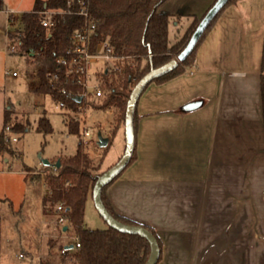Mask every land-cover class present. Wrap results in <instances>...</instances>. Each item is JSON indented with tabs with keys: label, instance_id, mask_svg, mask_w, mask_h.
I'll return each mask as SVG.
<instances>
[{
	"label": "crops",
	"instance_id": "0c3cea01",
	"mask_svg": "<svg viewBox=\"0 0 264 264\" xmlns=\"http://www.w3.org/2000/svg\"><path fill=\"white\" fill-rule=\"evenodd\" d=\"M171 1L158 10L173 16L175 42L198 15L192 0ZM262 44L264 0H237L200 44L193 72L150 83L137 100L135 159L106 194L115 213L155 231L157 264H264Z\"/></svg>",
	"mask_w": 264,
	"mask_h": 264
},
{
	"label": "trees",
	"instance_id": "16d2710c",
	"mask_svg": "<svg viewBox=\"0 0 264 264\" xmlns=\"http://www.w3.org/2000/svg\"><path fill=\"white\" fill-rule=\"evenodd\" d=\"M165 1L84 0L82 6L77 3V0H72L71 5L68 7L67 0H35L32 9L21 14V28L15 31L13 35V39L18 41V50L29 56L39 66L37 71L39 84L34 87V91L48 95L55 105L59 101L64 102L62 108V111H64L62 112L64 125L69 134H75L78 137L75 154L61 161L58 167H55L54 163V171L45 175L44 183L48 194L42 199L43 206L49 207L48 210L52 213L54 205L59 202L64 205L68 228H72L79 247L73 250H64L61 244L59 249L62 257H72L73 264H144L149 257L150 245L139 234L120 232L111 227L105 229L85 227V203L88 197L92 195L93 185L102 172L93 173L95 168H93L87 154L84 152L83 143L80 139L82 132L80 133L79 121L69 118V113L79 111L78 106L83 104L84 99L77 102L76 97L66 98L60 93L62 87L73 93H81L83 88L76 83V80L82 78L83 75L74 71L70 72L66 65L58 64L56 59L62 56L68 61L75 57L69 37L74 31L84 28L85 19L77 12L81 7L86 8L95 26L94 31L88 36L87 53L95 54L100 46L105 43L112 48V54L117 58V63L121 67V72L118 74L109 72L100 74L102 89L105 90L106 94L96 107L97 109L118 108L120 112L119 120L124 124L126 103L131 88L151 68L159 67L175 59L186 46L202 18L192 16L184 34L170 44L168 40L170 15L158 10ZM235 1L229 0L219 10L184 60L179 62L171 71L153 78L150 83H164L184 73L188 67L193 65L200 44L211 30L216 19L227 6ZM1 8L2 0H0ZM45 9L65 13L54 15L53 25L47 28L40 23V12ZM69 11L70 13H68ZM129 58H132V61H129ZM260 93L262 119H264V44H262L261 53ZM136 119L135 106L133 117L134 149L127 166L135 159ZM10 122V111L6 109L3 117V127L0 129V153L11 152L9 144L4 140V128L10 125ZM12 130L18 132V127L12 125ZM36 130L43 135L52 133L51 124L45 115L38 118ZM21 131H28V127H24ZM115 133L116 129L113 128L108 145L102 149L100 164ZM49 166L44 167L49 168ZM121 172L102 188L101 200L103 205L108 213L118 221L129 225H141L155 236L160 248L158 263L162 254V242L155 231L148 225L139 224L115 213L107 198V187ZM58 233L61 234L60 231Z\"/></svg>",
	"mask_w": 264,
	"mask_h": 264
},
{
	"label": "rangeland",
	"instance_id": "374dc122",
	"mask_svg": "<svg viewBox=\"0 0 264 264\" xmlns=\"http://www.w3.org/2000/svg\"><path fill=\"white\" fill-rule=\"evenodd\" d=\"M177 1L182 0H172L171 6L175 7ZM192 1L190 7L199 17L205 10L203 3L206 0ZM34 2L35 0H2L0 9V129L3 127L6 109L10 111V125L18 127L15 138L6 142L11 152L0 153V264H28L18 258L19 253L31 256L41 253L49 260H64L67 256L62 257L59 247L72 241L69 236L73 234L72 228L65 235L58 233L49 207H44L43 216L42 196L47 193V190H44L45 175L54 171L53 164L56 161L61 162L75 154L78 137L68 133L62 117L64 111L56 107L48 95L34 91V87L39 84V66L18 48L14 51L10 48V45H16L13 35L21 28V14L30 11ZM9 9L13 10V21L8 20L6 10ZM183 16L177 15L174 21H180L181 25ZM172 17L169 16V22ZM188 26L177 38L184 34ZM175 34L176 30L171 23L168 28L170 44L174 42ZM128 60L132 61V58ZM101 69L98 65L92 74L99 77ZM13 72L15 75H12ZM117 82L118 80L116 84ZM105 94L102 89V95L98 98H85L79 110L82 116H77L80 133L83 129L89 131L88 137H83L81 133L80 139L84 152L95 168L93 173H101L114 164L125 147L124 124L119 120V109L96 107ZM42 115L49 119L53 130L50 134L43 135L36 130L38 118ZM69 118L74 117L69 114ZM24 127H28V131H21ZM113 128L116 129L115 136L100 164L102 149L96 145L97 133L100 132L102 136L110 139ZM4 159H7V162H4ZM42 159L49 161V168L41 164ZM84 225L90 229L108 227L96 211L92 195L85 203Z\"/></svg>",
	"mask_w": 264,
	"mask_h": 264
},
{
	"label": "built area",
	"instance_id": "2783aa9c",
	"mask_svg": "<svg viewBox=\"0 0 264 264\" xmlns=\"http://www.w3.org/2000/svg\"><path fill=\"white\" fill-rule=\"evenodd\" d=\"M72 3V0H67V6L69 7ZM77 3L82 5L84 4V0H77ZM6 13L8 15V20L13 21L14 18H12L13 10L9 9L6 10ZM65 12H60L56 10L51 9H45L40 12L41 20L40 23L44 27H50L53 25V16L56 14H63ZM70 13V11L68 12ZM78 15H81L85 19V26L84 28L80 30H76L73 33H71L69 40L72 46V52L74 53L75 57H72L68 61L60 56L56 59V62L58 64L66 65L70 72L74 71L75 73L82 74V78H78L76 80V83L80 85L83 88V91L73 93L71 91H67L64 87L61 88L60 93L67 97H81V100L85 98H98L102 95V81L100 80V77H97L96 75H93L92 72L94 71V68L96 69L99 66L102 67L100 72H109L112 74H118L121 72V67L117 63V58H115L112 54V48L109 47L107 44H102L98 51L95 54H88L86 51L87 44H88V36L90 33H92L95 29L94 22L91 19V16L88 13V10L84 7H81V9L77 12ZM16 41V40H15ZM18 47V41H16V45H10V48L12 51L16 50ZM187 73L193 72V66H190L186 69ZM12 75H15L13 72ZM56 107H59L62 109L64 107V102L59 101L56 105ZM79 110L81 109L82 105H79ZM71 114L75 120L78 119L77 116H82L79 111L75 113H69ZM5 131V138L4 140L6 142H9V140L15 138V132L12 130L11 125H7L4 128ZM83 137L89 136V131L87 129H83L82 131ZM46 189V188H45ZM47 190V189H46ZM44 207V206H43ZM64 205L59 202L56 205L53 206V222L54 227L58 228L62 235H65L66 233H69L70 228H68L67 225V219L64 214ZM64 226H67L66 231H62V228ZM40 235H42V232H40ZM72 239L70 242H66L65 244H62V247L64 250H73L74 248L79 247V243L77 241V238L74 236V234L69 236V239ZM67 256L64 260L58 259V260H49L44 258L41 253L37 255H30L25 253H19L18 258L21 260L26 261L28 264H73L72 257Z\"/></svg>",
	"mask_w": 264,
	"mask_h": 264
},
{
	"label": "water",
	"instance_id": "95a60500",
	"mask_svg": "<svg viewBox=\"0 0 264 264\" xmlns=\"http://www.w3.org/2000/svg\"><path fill=\"white\" fill-rule=\"evenodd\" d=\"M229 0H215L211 7L206 11V13L200 19L198 25L190 36L186 46L182 51L177 55L175 59L170 60L169 62L156 67L151 68L138 82L132 87L129 97L126 103L125 109V119H124V138H125V147L120 158L111 165L108 169L103 171L96 179L93 188H92V200L96 211L107 223L108 227L114 228L120 232L125 233H135L143 236L150 245V253L147 261L144 264H157L160 248L155 236L145 227L141 225H129L124 224L112 215L108 213L105 209L103 202L101 200V190L104 186L109 184L129 163L130 158L134 149V131H133V117L134 110L137 104V100L141 95L143 89L150 83V81L158 76H161L177 66L179 62L184 60L186 56L190 53L194 45L196 44L198 38L205 30L209 22L217 15L219 10L228 2ZM76 101L80 102L81 97H76ZM109 139L103 137L100 132L97 133L96 144L100 148H104L108 145ZM41 164L44 166H49L50 163L48 160L42 159ZM60 164L59 160L55 162V167H58ZM67 226L62 228V231H66Z\"/></svg>",
	"mask_w": 264,
	"mask_h": 264
}]
</instances>
